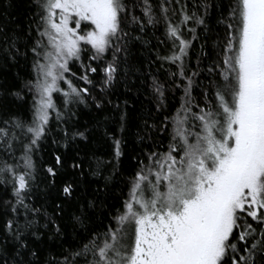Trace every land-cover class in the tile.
<instances>
[{
  "label": "snow or ice",
  "instance_id": "obj_1",
  "mask_svg": "<svg viewBox=\"0 0 264 264\" xmlns=\"http://www.w3.org/2000/svg\"><path fill=\"white\" fill-rule=\"evenodd\" d=\"M32 5L38 39L31 45L33 76L23 82L32 95L31 119L25 123L10 116L0 122L9 125L0 126V146L12 160L0 164V183L12 189L13 200L6 202V210L10 207L18 216L22 208L24 221L9 218L4 223L0 264H38V252L25 238L27 233L38 235L31 230L41 211L26 203L35 182L32 153L51 130L52 113L63 122L72 114V105L85 102L91 94L66 75L72 72L69 61H81L88 51L90 60L105 61L101 91L114 83L120 71L119 53H125V59L128 53L129 16L141 32L145 21L152 26L163 23L171 49L167 55L158 54V59L176 66L172 83L183 88L181 104L160 122L158 131L170 137L167 150H161V144L143 158L135 157L137 169L126 185L127 195L110 213L108 226L103 232H90L78 248L68 249L61 264H264V0H228L226 14L222 12L217 21L226 33L218 44L221 59L208 68L211 78L202 105L193 103V80L185 70L191 40L185 38L184 29L196 39L197 26L207 28L209 9L223 4L198 0L190 8L184 0H161L159 12L151 0H32ZM136 7L142 17L135 14ZM31 31L30 24L27 39ZM19 39L18 34L0 30V56L6 62L20 54ZM109 52L111 60L106 56ZM81 66L84 74L79 79L93 84L87 73L97 68L82 61ZM151 87L159 108L164 85L154 79ZM4 91L22 98L19 91L8 87ZM57 93L63 98V112L55 102ZM96 107L102 108L103 102L97 100ZM124 119L121 115V131ZM15 129L21 130L22 140ZM75 136L86 139L84 132ZM110 139L112 159L119 164L124 140L115 134ZM17 142L18 158L12 151ZM55 165L63 166L59 154ZM112 167L119 171L116 164ZM46 171L50 177L57 175L53 165ZM63 193L71 197L73 187L66 184ZM94 207L88 201L74 220L83 225L86 210Z\"/></svg>",
  "mask_w": 264,
  "mask_h": 264
},
{
  "label": "trees",
  "instance_id": "obj_2",
  "mask_svg": "<svg viewBox=\"0 0 264 264\" xmlns=\"http://www.w3.org/2000/svg\"><path fill=\"white\" fill-rule=\"evenodd\" d=\"M133 3H142V0H132ZM161 0H151L155 11L159 12L158 5ZM186 4L195 5L198 0H184ZM211 4H223V8L213 7L205 17L207 28L197 26L196 39H192L187 29H184L185 38L191 40L189 56L185 58V70L192 77L193 103L204 102L203 90L209 86L211 74L208 68L221 59L218 47L225 39L224 26L218 24L221 13L226 14L228 0H209ZM133 9H129L131 12ZM36 11L32 0H0V30L3 34H18L20 39L18 46L20 54L15 60H7L0 56V122L10 116L27 123L31 119L32 95L23 88V82L33 76L32 43L38 39L33 23V14ZM138 17L143 16L140 7L135 8ZM203 15V9L200 10ZM31 24V39H27ZM125 30L130 34L127 57L125 53H119L120 71L111 87L101 91L104 76V60L91 62L88 51L81 55L83 65L91 64L97 68L95 73L88 71L87 75L93 84H86L79 76L84 74L81 61L70 64L72 72L67 76L80 88H89L90 95L85 102L73 104L71 115L65 116L64 121L56 120L55 112L52 113L50 128L47 137L32 153L35 165V182L31 194L26 200L31 206L40 208L35 215V223L31 231L38 235L26 234L28 244L38 252V264H61L62 257L67 255L68 249H76L90 232H103L111 219L110 213L123 202L127 195V183L130 176L137 169L135 157L143 158L147 152L155 151L161 146V150H167L169 135L158 131L160 122L165 114L172 115L181 104L183 88L173 86L172 73L178 72L173 64L158 59L160 56L170 53L171 42L164 35L163 23L156 26L147 25L145 30H139V24L131 23V16L125 21ZM111 60V52L106 54ZM193 72L198 75H193ZM75 73L76 75H73ZM158 80L164 85V102L158 108V98L151 85L153 80ZM180 83L179 78L176 81ZM5 87L12 91H19L22 98L5 94ZM103 102L102 108L96 107V101ZM55 102L64 111L63 98L55 94ZM198 111V109H195ZM124 116V129L120 130V117ZM2 127H9L3 125ZM64 129L68 130L67 137ZM76 132H84L85 138L75 136ZM171 132V127H169ZM14 133L20 134V129ZM9 132V136H13ZM115 134L124 140L123 151L119 164L112 159V141L110 136ZM143 137V140L138 139ZM55 141V142H54ZM16 157L21 153L20 143L14 145ZM59 154L63 159V166L55 165V155ZM8 157L4 147L0 146V164ZM12 163L11 159H8ZM81 164L74 167L73 164ZM116 164L119 171L113 172L112 165ZM48 165L57 168V175L50 177L46 171ZM106 177H111L106 181ZM66 184L73 187L71 197H66L63 188ZM11 185L0 183V243L3 242V225L9 218H14L20 223L24 221V210L15 216L10 210H6V202H11ZM88 201H93L95 207L87 209V217L81 225L74 220V216L81 215L82 207ZM60 206L59 208L57 206ZM62 208V211H61ZM47 225V226H46ZM61 229L60 233L56 228ZM87 229V231L85 230Z\"/></svg>",
  "mask_w": 264,
  "mask_h": 264
},
{
  "label": "rangeland",
  "instance_id": "obj_3",
  "mask_svg": "<svg viewBox=\"0 0 264 264\" xmlns=\"http://www.w3.org/2000/svg\"><path fill=\"white\" fill-rule=\"evenodd\" d=\"M91 55V53L89 52V54H88V58H89V56ZM90 60V59H89ZM75 60H72V61H69V64H71L72 62H74ZM91 62H94V61H92V60H90ZM68 74V73H67ZM66 74V75H67ZM63 87H67V85L65 84V85H62ZM58 94V93H57Z\"/></svg>",
  "mask_w": 264,
  "mask_h": 264
}]
</instances>
